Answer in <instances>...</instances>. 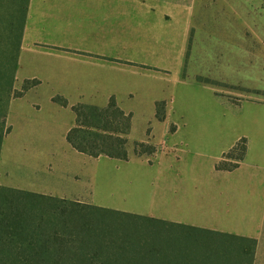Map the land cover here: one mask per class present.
<instances>
[{"label":"rangeland","instance_id":"obj_1","mask_svg":"<svg viewBox=\"0 0 264 264\" xmlns=\"http://www.w3.org/2000/svg\"><path fill=\"white\" fill-rule=\"evenodd\" d=\"M190 5V0H184L177 7H165L184 11L180 18L186 20ZM192 9L186 56V30L180 20L169 28L174 36L170 56L153 63L168 67L169 73H104L84 80L56 72L51 64H19L14 89L21 88L24 78L36 77L40 83L10 104L6 118L10 131L0 151V184L80 196L96 205L187 224L194 217V207L208 208L212 201L224 207L225 202L232 213L206 224L256 238L253 264H264V197H260L264 194V107L249 104L264 105V0H196ZM7 25L8 17L0 11V61L7 57ZM109 89L117 104L132 115L128 160L78 155L66 140L75 113L53 101L61 96L73 106L83 92L84 102L102 106L107 100L101 95ZM156 101L165 102L163 121L155 117ZM231 102L238 107L248 104L238 108ZM243 137L248 151L241 167L220 175L216 165L221 151ZM134 141L151 142L157 150L150 157H135ZM232 183L234 189L220 198L218 191ZM195 186L210 188L197 205ZM261 207L263 221L254 222V213Z\"/></svg>","mask_w":264,"mask_h":264},{"label":"trees","instance_id":"obj_2","mask_svg":"<svg viewBox=\"0 0 264 264\" xmlns=\"http://www.w3.org/2000/svg\"><path fill=\"white\" fill-rule=\"evenodd\" d=\"M29 0H0L8 17L7 57L0 61V151L9 133L10 100L39 83L24 80L14 89ZM53 101L67 106L61 96ZM155 117L165 119V102H155ZM75 123L66 140L90 157L128 160L131 113L111 96L105 106L73 105ZM156 145L134 141L132 155L153 156ZM246 138L217 163L232 171L245 158ZM257 239L174 222L0 184V264H253Z\"/></svg>","mask_w":264,"mask_h":264},{"label":"crops","instance_id":"obj_3","mask_svg":"<svg viewBox=\"0 0 264 264\" xmlns=\"http://www.w3.org/2000/svg\"><path fill=\"white\" fill-rule=\"evenodd\" d=\"M181 1L183 2L184 0H29L18 56V67L22 62H41L51 64L56 68V72H66L69 73L67 75L71 78L84 80H95L104 76V73L122 75L129 71L149 70L169 73L168 67L153 63L162 61L165 56H170V48L174 36L169 33V28L174 27L175 24L179 25L180 20L184 25L183 30H186L183 54L185 56L187 54L189 46L187 37H189L194 14L192 6L196 0H190V14L186 20H184V16L180 18V14L184 15V11H175L165 7V4L177 7ZM183 70L185 71V66H183L182 72ZM32 79L37 80L36 77L24 78V80ZM16 82L17 78L15 77V84ZM36 88L32 89L31 87L24 91L20 97L12 98L10 104L15 99L24 98ZM113 93L110 89L108 92L102 93L101 97L106 96L105 105L111 96H115ZM84 95L82 92V96L77 99L75 104L86 103L83 101L85 99ZM88 98H91V96ZM231 104L232 106L236 105L232 102ZM247 104L241 107H238L239 105L236 106L242 108ZM249 104L264 107V105L256 103L250 102ZM59 106L62 108L72 107L71 105L62 106L61 104ZM183 144L186 143L183 142ZM227 151H221L220 159L223 153ZM247 151L248 142L245 158ZM76 152L80 156L90 157L78 151ZM90 158L96 160L101 158L116 159L105 155ZM245 158L240 161L238 167L234 170H239ZM217 171L220 175L232 172ZM205 189L210 190V188L194 187L197 192L195 193V198L197 197L195 205H197L200 198L205 196L203 195ZM221 189L218 194L220 198H224L223 192H229L234 189V184L226 185V187ZM33 192L53 195L52 193H46V191ZM56 197L93 204L80 196L70 198L67 196ZM260 197H264V194ZM216 198L217 196L212 200H216ZM223 203L224 207H221L222 204L215 206V201L214 203L212 201L211 205H206V207L211 208L209 213H203L208 208L194 207V217L186 222H190V225L194 226L222 232H232L223 227H212L206 224L222 221V216L226 217L227 214L232 213L231 210L228 213L227 203ZM218 208H220V215L218 214ZM254 214V222L263 221L261 217L263 216V207ZM211 215L212 219L210 218Z\"/></svg>","mask_w":264,"mask_h":264}]
</instances>
